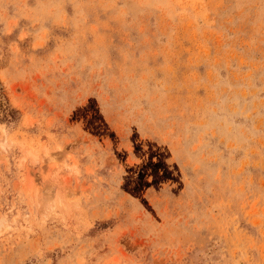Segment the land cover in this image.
Instances as JSON below:
<instances>
[{"label": "rangeland", "instance_id": "1", "mask_svg": "<svg viewBox=\"0 0 264 264\" xmlns=\"http://www.w3.org/2000/svg\"><path fill=\"white\" fill-rule=\"evenodd\" d=\"M0 264H264V0H0Z\"/></svg>", "mask_w": 264, "mask_h": 264}]
</instances>
